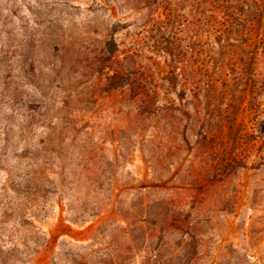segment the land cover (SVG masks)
<instances>
[{
  "label": "rangeland",
  "instance_id": "374dc122",
  "mask_svg": "<svg viewBox=\"0 0 264 264\" xmlns=\"http://www.w3.org/2000/svg\"><path fill=\"white\" fill-rule=\"evenodd\" d=\"M264 0H0V264H264Z\"/></svg>",
  "mask_w": 264,
  "mask_h": 264
},
{
  "label": "trees",
  "instance_id": "16d2710c",
  "mask_svg": "<svg viewBox=\"0 0 264 264\" xmlns=\"http://www.w3.org/2000/svg\"><path fill=\"white\" fill-rule=\"evenodd\" d=\"M262 40H263V46H264V36H263V39Z\"/></svg>",
  "mask_w": 264,
  "mask_h": 264
}]
</instances>
